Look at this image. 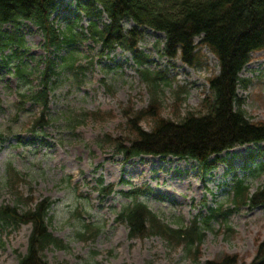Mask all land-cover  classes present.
<instances>
[{
	"label": "rangeland",
	"instance_id": "rangeland-1",
	"mask_svg": "<svg viewBox=\"0 0 264 264\" xmlns=\"http://www.w3.org/2000/svg\"><path fill=\"white\" fill-rule=\"evenodd\" d=\"M57 4L52 16L56 28L66 30L74 24V31L83 38L73 45L47 49L42 32L30 21L3 28L10 35L18 33L25 44L0 48V133L4 137L0 141V207L16 206L24 212L43 198L51 199L50 230L65 247L52 245L43 252L50 264H206L226 255L237 256V264H250L257 243L264 240V205L234 207L231 189L237 178L245 179L250 194L263 188L264 142L222 153L223 161L212 172L182 158L166 164L155 158H168L153 155L125 161L106 139L133 137L125 111L146 108L150 86L133 52L121 47L103 51L102 44L83 35L90 19L78 10V0H57ZM109 21L102 14L98 24L103 27ZM134 25L130 19L124 21L127 29ZM165 40L163 32L144 28L138 47L147 59L140 68L165 74L158 91L162 114L180 121L188 112L201 110L211 93L209 78L220 71L219 61L207 48L195 67L179 58L169 59ZM195 41L199 43L200 38ZM51 58L58 66L49 93L48 124L35 128L43 111L30 96L42 88L41 74ZM63 58L71 60L74 68L63 67ZM18 66L26 69L28 81L17 75ZM241 77L245 80L239 88L242 109L252 121L264 120V50L252 54ZM142 125L151 130L153 122L145 119ZM9 166L17 174L14 184ZM101 180L115 191L101 194ZM136 193L171 227H189L200 220L205 236L198 251L195 246L189 253L185 244L160 234L131 238L119 214ZM212 209L222 215L207 225L203 219ZM85 224L90 230H84ZM31 231V224H0V264H20Z\"/></svg>",
	"mask_w": 264,
	"mask_h": 264
},
{
	"label": "trees",
	"instance_id": "trees-1",
	"mask_svg": "<svg viewBox=\"0 0 264 264\" xmlns=\"http://www.w3.org/2000/svg\"><path fill=\"white\" fill-rule=\"evenodd\" d=\"M57 5V0H0V48L11 49L25 44L18 33L10 35L3 30L7 24L20 27L25 21L34 23L42 32L47 49L54 46L60 50L83 39L74 31V24L68 25L66 30L56 28L52 16ZM78 10L90 19L89 28L83 35L102 44L103 51L111 52L121 47L133 52L139 72L150 86V104L136 112L125 111L128 130L133 137L106 139L125 161L143 155L174 156L193 159L204 171L212 172L223 161L222 153L237 146L264 142V120L252 121L242 109L239 97V88L245 82L241 77L243 69L250 63L253 53L264 50V0H78ZM102 14L110 20L103 27L98 24ZM127 19L134 22V27L125 28ZM146 27L165 34L164 53L169 59L179 58L195 67L202 62V49L207 48L219 61L220 71L209 78L211 93L204 98L201 110L188 112L180 121L162 114L158 91L166 79L165 74L140 68L147 59L138 47ZM196 38H200L199 43ZM13 53L17 55L18 51ZM62 60L63 67L74 68L71 60ZM57 66L56 59H48L41 74L42 88L30 96L43 111L33 124L35 128L48 124L46 112ZM15 70L20 78L28 81L26 69L18 66ZM21 99L26 102V95L21 93ZM145 119L153 122L151 130L143 128ZM3 138L0 133V141ZM8 173L14 184L18 180L15 170L9 166ZM100 184L101 193L114 192V186L105 187L102 180ZM231 190L234 207L264 205V186L250 194L245 179L237 178ZM136 195L138 193L119 214V220L128 224L131 238L160 234L171 242L185 244L189 253L195 246L198 251L205 236V227L201 226L200 220H194L189 227H171L160 221ZM51 206V199L46 197L24 212H19L16 206L0 207L3 227L22 223L32 225L27 253L21 257L20 264H50L43 252L52 245L65 247L63 240L50 230ZM221 215L219 209H212L203 222L208 225ZM84 230H90V225L85 224ZM237 261V256L226 255L206 264H237ZM250 264H264V240L257 243L256 255Z\"/></svg>",
	"mask_w": 264,
	"mask_h": 264
},
{
	"label": "bare ground",
	"instance_id": "bare-ground-1",
	"mask_svg": "<svg viewBox=\"0 0 264 264\" xmlns=\"http://www.w3.org/2000/svg\"><path fill=\"white\" fill-rule=\"evenodd\" d=\"M147 158H148V160H151L153 157H147ZM155 159H156L157 161L163 163V164L170 163L173 159H175V160H179V158H175V157H169V158H168V161H162V160L159 159V158H155ZM140 170H142V169H140Z\"/></svg>",
	"mask_w": 264,
	"mask_h": 264
}]
</instances>
